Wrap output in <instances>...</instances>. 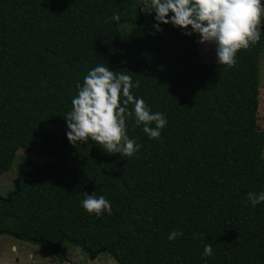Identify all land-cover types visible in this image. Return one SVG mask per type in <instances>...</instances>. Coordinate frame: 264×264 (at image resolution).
<instances>
[{
  "label": "trees",
  "instance_id": "obj_1",
  "mask_svg": "<svg viewBox=\"0 0 264 264\" xmlns=\"http://www.w3.org/2000/svg\"><path fill=\"white\" fill-rule=\"evenodd\" d=\"M153 17L138 0H0V175L29 139L49 135L54 148L48 163L21 162L0 196V235L59 258L69 243L118 264H264V202L247 201L264 191V31L228 67L200 59L198 34L155 31ZM98 64L138 80L132 93L167 118L159 139L126 122L142 146L132 157L67 139L75 85ZM85 192L111 215L89 214Z\"/></svg>",
  "mask_w": 264,
  "mask_h": 264
},
{
  "label": "clouds",
  "instance_id": "obj_2",
  "mask_svg": "<svg viewBox=\"0 0 264 264\" xmlns=\"http://www.w3.org/2000/svg\"><path fill=\"white\" fill-rule=\"evenodd\" d=\"M138 7L147 15L154 13L155 31L162 30L161 24H171L184 30L185 35L198 34L197 43L212 46L217 63L228 67L236 65L238 50H247L260 40L264 26L261 0H138ZM120 18V14L114 13L111 20L118 23ZM75 87L77 95L64 116L67 139L73 145L91 140L110 155L132 157L142 146L127 134L129 119L134 120V126L142 125L151 139H159L167 124L163 113L152 112L143 98L132 93L133 88L139 87L138 80L134 83L130 75L113 71L107 65L98 64L89 70L83 83L77 82ZM247 201L253 206L264 202V191L248 192ZM81 204L89 214L98 217L112 212L110 202L94 192H85ZM181 235L174 230L168 239ZM194 238L198 237L194 234ZM212 254L213 246L208 243L202 255Z\"/></svg>",
  "mask_w": 264,
  "mask_h": 264
},
{
  "label": "rangeland",
  "instance_id": "obj_3",
  "mask_svg": "<svg viewBox=\"0 0 264 264\" xmlns=\"http://www.w3.org/2000/svg\"><path fill=\"white\" fill-rule=\"evenodd\" d=\"M264 4V1L261 0ZM128 28V27H126ZM264 31V26H262ZM196 49L204 63L217 62L212 46L197 43ZM259 102L258 126L264 130V51L261 53L259 70ZM54 148L49 135H42L24 142L15 154L11 168L0 175V196H6L12 189L17 176L18 168L25 157L38 164L52 161ZM262 155L264 156V150ZM62 257L56 252L42 246L23 242L12 236L0 235V264H118L106 254L88 255L80 247H73L66 243L61 250Z\"/></svg>",
  "mask_w": 264,
  "mask_h": 264
},
{
  "label": "water",
  "instance_id": "obj_4",
  "mask_svg": "<svg viewBox=\"0 0 264 264\" xmlns=\"http://www.w3.org/2000/svg\"><path fill=\"white\" fill-rule=\"evenodd\" d=\"M262 1H264V0H262Z\"/></svg>",
  "mask_w": 264,
  "mask_h": 264
}]
</instances>
